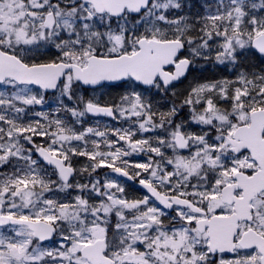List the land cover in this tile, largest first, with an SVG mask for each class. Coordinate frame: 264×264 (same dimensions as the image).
<instances>
[{
	"label": "snow or ice",
	"instance_id": "1",
	"mask_svg": "<svg viewBox=\"0 0 264 264\" xmlns=\"http://www.w3.org/2000/svg\"><path fill=\"white\" fill-rule=\"evenodd\" d=\"M184 7L0 0V264H264V69L241 62L264 56V0H217L195 17ZM49 46L56 58L42 59ZM197 58L246 70L192 87L188 122L175 105L154 111L137 89L167 92ZM126 80L111 102L79 94ZM33 85L68 103L26 120L45 103ZM139 153L145 162H130ZM121 178L147 194L130 197Z\"/></svg>",
	"mask_w": 264,
	"mask_h": 264
},
{
	"label": "rangeland",
	"instance_id": "2",
	"mask_svg": "<svg viewBox=\"0 0 264 264\" xmlns=\"http://www.w3.org/2000/svg\"><path fill=\"white\" fill-rule=\"evenodd\" d=\"M217 2V0H208L204 6H200L197 3V0H183V3L185 5L183 9V13L185 15L195 17L197 14H206L207 9L209 5H214ZM42 51L45 52V55L42 57V59H55L58 50L54 47L49 46L46 49H43ZM255 53V54H254ZM184 54H187L185 52ZM241 62L245 65L251 66L250 70L255 72H260L261 69H264V57L260 56L254 49H252L250 52H245V56L241 58ZM246 69L240 68L237 70H234V66L232 64H228L227 67L225 65L219 64L214 59L209 60H203L197 58L192 65V69L187 76L186 79H184L182 82L177 83L170 87V89L165 92L163 90H157L154 88H145L141 86L140 89H137L138 91H143L145 98L153 105V110L158 112H167L172 106H177L178 112L175 117V121L177 123L180 122H188L191 112L190 108L188 106L180 107L183 104V100L187 97L188 92L190 89L197 84L205 83V82H215L223 79H229L234 80L236 76L239 74L240 71H245ZM134 81H129L127 83H124L120 86L117 85H105L101 88L95 89L90 91L89 94H85V91H83L82 87L80 89V95H83L86 98H98L101 102H111L112 100H116L119 98L120 95L125 94L128 90H130V86L133 85ZM4 87V86H0ZM33 88V91H39L41 94L44 95L45 103L43 105H40L39 110L40 111H46L53 115H56V110L58 108L62 107V103L67 104L68 101L65 100L63 97H61L59 91L55 93L54 95H51L48 98V95L46 92H43L42 89H39V87L36 86H30ZM55 97L59 100V102H56ZM221 106L228 107V103L226 101H220ZM158 105V106H157ZM36 113L33 115L36 117ZM61 118L65 119L67 122L74 123L76 118H66L69 116L68 114L61 113ZM88 119V116L84 117V121ZM99 124L101 126L108 125V126H121L123 122L117 123L116 121L105 119V118H99L97 119ZM97 121L94 122V124L97 123ZM92 124V125H94ZM124 127H127V124H123ZM75 127L79 129L81 126L79 124H75ZM204 127L205 130H207L206 126H199V125H189V131L193 132H199L201 128ZM159 132L153 133V134H145V135H158ZM139 138V135L138 137ZM39 142V138H37ZM169 154H171V150H169ZM247 154V153H245ZM130 162L136 163V162H145L146 156L144 153L139 154H133L131 157L128 158ZM74 165L77 167L83 166L87 163L86 158L83 157H74L73 159ZM138 181V179H137ZM83 182V180H81ZM121 183L124 185L126 192L130 195V197H141L145 195L141 189H139L137 183H130L123 179H121ZM59 238L56 237V241ZM48 247H55L56 242L54 244L46 245Z\"/></svg>",
	"mask_w": 264,
	"mask_h": 264
},
{
	"label": "flooded vegetation",
	"instance_id": "3",
	"mask_svg": "<svg viewBox=\"0 0 264 264\" xmlns=\"http://www.w3.org/2000/svg\"><path fill=\"white\" fill-rule=\"evenodd\" d=\"M244 254H246V253L242 251V252H241V255H244ZM233 257H234V254L231 253V252H226V253H224L223 256H222V258L225 259V260L232 259ZM219 258H220L219 256L216 257L217 261H218Z\"/></svg>",
	"mask_w": 264,
	"mask_h": 264
},
{
	"label": "trees",
	"instance_id": "4",
	"mask_svg": "<svg viewBox=\"0 0 264 264\" xmlns=\"http://www.w3.org/2000/svg\"><path fill=\"white\" fill-rule=\"evenodd\" d=\"M207 2H208V0H197L198 5H200V6H204V4H206Z\"/></svg>",
	"mask_w": 264,
	"mask_h": 264
},
{
	"label": "water",
	"instance_id": "5",
	"mask_svg": "<svg viewBox=\"0 0 264 264\" xmlns=\"http://www.w3.org/2000/svg\"><path fill=\"white\" fill-rule=\"evenodd\" d=\"M189 69H190V67H189ZM189 69H188V71H189ZM174 71H175V70H174ZM188 71H187V73H188ZM187 73L185 74L184 77H186ZM181 78H183V77H181ZM181 78H180V79H181ZM178 81H179V80H178ZM105 82H108V83L114 84V83L121 82V81H117V82H109V81H105ZM105 82H102V83L104 84ZM176 82H177V81H176ZM86 86H87V85H86ZM89 87H93V86H89ZM51 91H54V90H51ZM142 187H143V186H142Z\"/></svg>",
	"mask_w": 264,
	"mask_h": 264
},
{
	"label": "bare ground",
	"instance_id": "6",
	"mask_svg": "<svg viewBox=\"0 0 264 264\" xmlns=\"http://www.w3.org/2000/svg\"><path fill=\"white\" fill-rule=\"evenodd\" d=\"M158 106V105H157Z\"/></svg>",
	"mask_w": 264,
	"mask_h": 264
}]
</instances>
